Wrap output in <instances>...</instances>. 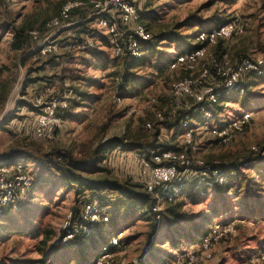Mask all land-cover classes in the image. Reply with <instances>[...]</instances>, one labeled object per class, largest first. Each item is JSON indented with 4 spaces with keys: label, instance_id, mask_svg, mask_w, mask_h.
Masks as SVG:
<instances>
[{
    "label": "rangeland",
    "instance_id": "rangeland-1",
    "mask_svg": "<svg viewBox=\"0 0 264 264\" xmlns=\"http://www.w3.org/2000/svg\"><path fill=\"white\" fill-rule=\"evenodd\" d=\"M64 1H0V126L8 130L0 131V163H21L35 178V187L25 200L28 209L18 216L19 223L8 225L16 231L0 233V264H77V251L53 250L67 216L75 212L76 199H81L73 189L62 185V176L55 169L57 162H87L89 173L105 168L104 175L143 187L137 151L120 148L115 153L117 147L104 150L103 155H95V151L113 139L145 144L155 137L159 144L181 148L185 146L188 128L193 131L195 159L212 165L236 161L241 164L247 158L250 162L238 175L234 174L238 178L234 187L240 192L229 186L221 197L212 190L197 204L183 198L172 206L161 202V210H167V214L179 204L176 208L182 218L178 228L181 230L187 228V223L206 217L212 226L215 223L233 225L235 232L214 242L207 253L203 252L200 241L191 245L183 240L179 249H171L167 244L166 248H159L155 260L168 264L178 255L195 251L196 264H264L261 260L264 214L259 203L245 194L247 184L259 183L264 189V155L260 152L264 147V68L261 76L253 74L245 78L244 84L248 87L245 96L223 98L213 108L212 120L192 118L189 126L173 129L167 125L180 110L189 108L187 100L173 97L172 84L190 76L198 79L202 69L209 67L210 55L220 65L234 66L250 58L262 61L264 67V0H130L152 34L156 51H149L145 64L132 71L140 83L130 85L121 94L120 102L117 92L122 60L101 39L100 35L106 37L105 33L90 30L89 35L96 38V50L80 53L69 50L70 43L64 32H54V38H59L62 46L59 58L40 56L37 45L31 41L22 50L12 46L16 30L42 29L44 34L43 24L55 17ZM218 20L224 24L237 22L243 32L209 47L193 73L170 70L171 60L195 49L198 32L218 25ZM80 28L78 32L86 29ZM73 29L79 30V25ZM168 36L173 40L167 39ZM41 98H67L69 102L65 124L48 141L38 140L34 134L37 120L34 104ZM158 113L168 123L158 121ZM245 113L252 114L250 124L242 132L231 134L227 142L220 143L210 135V128H224ZM147 123H151L150 129L144 127ZM106 204L112 205L108 209L110 221H114L108 229L129 228L114 254L115 263L133 264L149 248L153 222L145 211L134 210L133 206L125 205L121 209L123 206L117 203V210L110 201ZM214 212L217 213L213 215ZM166 220L165 217L161 225L163 232L168 231ZM48 234L50 242L42 245Z\"/></svg>",
    "mask_w": 264,
    "mask_h": 264
},
{
    "label": "built area",
    "instance_id": "built-area-1",
    "mask_svg": "<svg viewBox=\"0 0 264 264\" xmlns=\"http://www.w3.org/2000/svg\"><path fill=\"white\" fill-rule=\"evenodd\" d=\"M10 2L12 0H4ZM83 18L74 21L75 17ZM140 13L136 5L130 0H67L59 9L58 14L46 22L44 34L38 30L29 32L31 42L37 45V52L41 56H59L62 46L59 38H54V32H64L69 41V50L85 52L96 48V38L89 35L93 30L97 34L105 33L109 38V45L115 57L131 56L141 59L142 43L152 41V34L140 20ZM79 25V30L73 29ZM83 25L87 30L81 31ZM243 32L237 22H229L219 27L200 31L196 36L197 48L175 56L169 68L172 71L183 70L193 73L198 62L206 55L209 47H215L219 41L228 40ZM79 33H80V36ZM209 67L202 69L198 79L192 76L183 78L172 84L171 93L178 100H193L202 105L203 119L206 121L214 118L213 108L222 102V97L228 95L244 96L246 86L244 80L248 75L263 74V62H255L244 58L238 64L230 66L225 63L220 65L212 58ZM120 102L121 98H117ZM155 102V100H153ZM37 110L35 137L41 141H48L55 137L65 124L62 110L68 107L67 98L37 100L34 104ZM158 121H164V115H156ZM252 114H242L230 122L226 127H212L210 135L217 138L220 143L229 140L231 134L240 133L248 127ZM183 126H189V121H184ZM152 127L151 123L144 126ZM185 146L182 150H166L152 154L150 160L138 154L140 174L143 189L156 199L153 212L161 218V202L163 204L176 203L185 198L187 191L194 189L202 193H210L216 185L223 186L228 183L226 175L216 168L208 166L202 160L195 159L193 131L188 128ZM120 148L115 150L119 151ZM34 188V179L27 173L26 167L17 163L11 167H0V217L7 211L16 212L19 206L29 196ZM110 216L107 210L95 199L88 202L79 219L71 212L63 225V236L59 239L62 245H67L77 236H89L101 224H109ZM128 229L122 228L118 233H113L99 248L91 264H117L114 252L122 245ZM233 225L213 224L208 236L202 239L203 252H208L214 242L233 235ZM208 257V255H206ZM264 261V251L261 253ZM196 252L178 255L168 264H196ZM133 264H143L141 260Z\"/></svg>",
    "mask_w": 264,
    "mask_h": 264
},
{
    "label": "trees",
    "instance_id": "trees-1",
    "mask_svg": "<svg viewBox=\"0 0 264 264\" xmlns=\"http://www.w3.org/2000/svg\"><path fill=\"white\" fill-rule=\"evenodd\" d=\"M0 1L6 2L4 0H0ZM66 1H64L63 4ZM234 1L235 0H231V2H234ZM80 15L82 16V18L84 17L83 14H80ZM140 20L142 22V18H140ZM218 22H219L218 25L213 26V27H219V26L224 25V23L220 22V20H218ZM45 24H43L44 27H45ZM145 27L147 28V26ZM85 30H87V28ZM31 31L33 30H30L29 32ZM38 31L41 33L43 32L42 29H39ZM29 32L24 29H19L15 31L14 38L12 40V44H13L12 46L15 48V50H22L25 45L30 43L31 40H30ZM100 37L101 39H103V41L106 44H109L108 36L105 37V36L100 35ZM159 38L162 39L163 37L161 36ZM167 39L173 40L172 36H168ZM140 48L143 53V56L141 59H136L129 55L125 57H121V58L117 57L122 60V71L118 79V84H119L118 89L119 90L117 94L119 95L118 96L119 98L122 97L123 93L126 91V89L130 85L136 86L140 83V79L135 74V72H132V71L135 70L138 66L145 64L146 54L149 51H156L155 50L156 48L153 46L152 41L148 43H142ZM90 50L93 51L96 49H88L86 51H90ZM188 52L190 51L182 52L180 54H186ZM38 54L40 55V53ZM46 57H51V56H46ZM53 57L59 58V56H53ZM253 76L256 77V74H254ZM246 89H247L246 91V94H247L248 87H246ZM232 95L233 94L228 95L226 97H231ZM226 97L224 96L222 97V99L223 98L225 99ZM187 102H189L188 103L189 108L180 110L175 115L173 122L168 123V122L162 121V123L164 124L168 123L167 124L168 127H171V129H173V128H179L181 125L183 126L184 121L188 120L190 122V119L192 118H196L199 121H203V113L201 110L202 105L196 103L193 100H187ZM68 110L69 109L62 111V116L64 120L68 118V114H67ZM1 130L8 131L6 130V128H2L0 126V131ZM115 147L123 148V150L127 152L137 151L138 154L145 156L148 160H150L152 157V154L154 153L156 154V153L166 151V150H174V151L182 150L184 148V145L181 148H172L168 146L167 144H159L156 137L152 142H147L145 144L141 143L140 141H134V142L131 141V142L124 143L123 140L113 139L111 141H108L105 145L98 148V150L95 151V155L102 154V152L104 153V150L113 149ZM260 152H263L262 154L264 155V147L261 149ZM249 160L250 158H247L246 161L241 164L238 163V161L231 162L229 164H214V165L207 163L208 166L221 170L228 179V183L224 184L223 186L216 185V187L213 189L215 192L218 193L220 197L224 193V190H228L227 188L229 186L233 187V189L236 192H240L239 188L234 187L235 182L237 184V181H238L237 180L238 178L235 177L234 174H237L242 169V167H244L247 163H249L250 162ZM17 163L18 162H13V163L7 162V163H0V165H2L3 167H11ZM87 168H89V163L75 161V160L57 162V164H55V169L62 176L61 177L62 185L65 188L73 189L75 191L76 197H81V199L80 198L76 199L77 201H76V209L74 210L75 211L74 217L76 219H79L81 216L80 212H82V209L84 208L85 204L95 199L99 200L100 204L104 208L106 207L107 209H108V206H112L110 204L109 205L106 204V202L108 203L110 201L111 203L114 204L113 206H116V207H117V203H120L121 205L118 204V206L119 205L123 206V207H120L121 209L125 208L124 207L125 205H128L129 208L133 206L132 208L134 210L139 209V210L145 211L144 214H147L148 216H150L151 218L150 221L153 222V226H152V232L150 233V240L148 244L149 248L145 250L144 256L140 258L143 264H148L149 262H151V264H160L158 260H155L156 259L155 257L160 251L159 248L162 246H165L166 248L167 244H169L170 245L169 247L171 249H179L182 245L183 240H185L187 244H191V245L196 244V242H199V241L201 243L202 239L206 238L208 234L210 233L211 226H212L210 218L203 217L200 219L199 222L187 223L188 225L187 228H184L183 230L178 229L180 228L179 226L182 221V218L179 216V212L177 211V208H176L178 207L179 204L175 206L174 208H171L169 210V213L167 214H166L167 210L162 211L160 213L161 218L158 220L157 219L158 214L153 212V207L155 206L156 199L152 195L145 192L141 185L132 183L130 181L122 182L118 179L110 178L103 174V172L105 171L104 170L105 168H102L97 173L96 172L89 173L87 171ZM34 187H35V180H34ZM245 194L248 197L253 198L259 203L260 210L264 214V189L262 188V185L259 183L247 184ZM208 195L209 193H205V192L202 193L199 190L191 189L187 191V193L185 194V198H189L192 202L197 204L199 203L200 200L206 198ZM175 204H177V202L174 203V205ZM28 205H29L28 202L25 201L19 206V209L16 212H12V211L5 212L0 217V233L3 230L16 231V230L10 229L8 225L19 223L18 216L23 215V213L28 209ZM169 206H172V205L169 204ZM117 210H119V207H117ZM130 210L132 211V209ZM107 211L111 215L110 210L108 209ZM216 213L217 212H214L213 215H215ZM165 217L167 218L166 220L167 227H168L167 232L166 231L163 232V229H162L163 226H161L165 223L164 222ZM113 222L114 221L111 220L109 224H101L97 228H95L92 234H90L89 236L87 235L77 236L76 238H74V240L70 241L67 245H62L59 242V240H57V242L54 244L55 246L53 250H56L58 252L61 250L77 251L79 253V259H78L77 264H91L93 258L96 256L97 252L99 251V248L101 247V245L107 242L108 238L113 233L124 228L123 226L121 228H118L116 231H110L108 227H110L109 225H111ZM106 234H107V238L105 237ZM62 236H63V233H60L58 239L62 238ZM50 239H51L50 234L46 235V238L42 240L41 244L46 245L47 242H50ZM112 251L114 253L116 252V250H112Z\"/></svg>",
    "mask_w": 264,
    "mask_h": 264
},
{
    "label": "bare ground",
    "instance_id": "bare-ground-1",
    "mask_svg": "<svg viewBox=\"0 0 264 264\" xmlns=\"http://www.w3.org/2000/svg\"><path fill=\"white\" fill-rule=\"evenodd\" d=\"M104 244V243H103Z\"/></svg>",
    "mask_w": 264,
    "mask_h": 264
}]
</instances>
